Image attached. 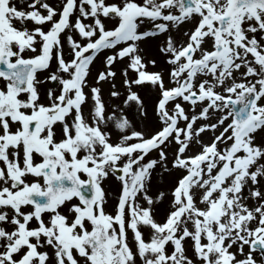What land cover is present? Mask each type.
<instances>
[{"label":"snow or ice","instance_id":"1","mask_svg":"<svg viewBox=\"0 0 264 264\" xmlns=\"http://www.w3.org/2000/svg\"><path fill=\"white\" fill-rule=\"evenodd\" d=\"M0 264H264V0H0Z\"/></svg>","mask_w":264,"mask_h":264},{"label":"rangeland","instance_id":"2","mask_svg":"<svg viewBox=\"0 0 264 264\" xmlns=\"http://www.w3.org/2000/svg\"><path fill=\"white\" fill-rule=\"evenodd\" d=\"M101 60H102V58H100V63H101ZM96 64H97V62H96ZM41 79H43V76H41ZM144 94H145V95L148 94V90H147V89L144 90ZM130 118H131V117H130Z\"/></svg>","mask_w":264,"mask_h":264},{"label":"bare ground","instance_id":"3","mask_svg":"<svg viewBox=\"0 0 264 264\" xmlns=\"http://www.w3.org/2000/svg\"><path fill=\"white\" fill-rule=\"evenodd\" d=\"M96 62H97V65H99L100 64V58H98Z\"/></svg>","mask_w":264,"mask_h":264}]
</instances>
